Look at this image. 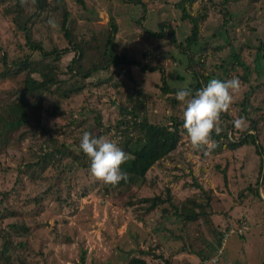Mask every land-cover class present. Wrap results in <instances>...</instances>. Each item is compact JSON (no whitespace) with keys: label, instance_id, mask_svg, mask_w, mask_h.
<instances>
[{"label":"rangeland","instance_id":"obj_1","mask_svg":"<svg viewBox=\"0 0 264 264\" xmlns=\"http://www.w3.org/2000/svg\"><path fill=\"white\" fill-rule=\"evenodd\" d=\"M84 1V8L79 9L73 0H67L68 11L73 15L70 25L85 32L86 19H90L94 25L105 26L109 15L114 16L118 29L121 30L116 39L119 50L137 58L143 65L158 64L171 87H187L190 74L183 71L185 57L170 45L168 38L147 36L134 24L141 11L139 4H123L118 0ZM140 1L146 4V16L141 23L146 29L156 31L157 23L164 21L173 27L178 40L182 41L188 34L189 24L179 19L180 12L174 7L176 0ZM202 1L204 0L194 1L191 8L202 6ZM218 1L212 0V5L207 9V17L198 39L199 44L206 42L209 48L208 54L203 57L202 70L209 75V80H227L234 76L240 79V93L236 95L228 111L229 122L233 123L237 119V107L240 108L239 102L247 94L250 104L258 107L259 112L251 113L252 116L247 111L246 114L243 110L241 112L248 117H245L247 126L250 125V119L256 121V132H248L257 135V143L263 153L261 151L259 156L253 146L247 145L235 151L214 154L202 152L206 158L199 159L198 152L189 150L190 144L185 140L184 154L187 157L184 160L189 164L185 162L188 167L181 164L183 173L179 170L180 167L172 168L169 163L151 167L146 171V176L154 179V185L145 184L135 195L148 197L159 194L164 197L165 185L168 180L173 179L172 173H175L178 179L170 188L171 196L173 202L180 203L186 195L191 197L196 193L194 188L186 186L189 177L186 176L187 169H190L197 181L205 182L206 187L211 189L212 196L204 207L209 222L218 223L220 230H224L226 226L233 229V232L224 236L218 260L207 264H264V225L262 222H254L255 215L258 218L264 210L257 200H251L252 204L249 205L247 198L237 195L244 191L246 184H254L260 157L264 161V57L262 52L256 51L259 46L264 49V0H227L226 7L231 17L227 22H223L224 17L218 12ZM13 31L10 18L1 14L0 7V56L7 55L8 61L19 59L24 52L17 49L19 35ZM42 36L46 44L44 36L59 47L65 45L59 29H52L50 37L45 32H42ZM192 50L195 58L201 55L197 53V46ZM142 51H151L150 56L146 59L141 57ZM230 53L236 55L240 64L249 67L247 81L241 79L243 69L234 62ZM99 55V51H96L95 54L86 56L81 61L82 70L87 69L92 62H97ZM67 59L64 57L62 63ZM258 68L263 69L262 75L257 74ZM115 73V70L97 71L85 83L78 77L74 78L67 85L73 88L84 84L83 88L61 100L60 115L43 117L44 125L54 129L52 136H46L49 137L47 141L54 138L62 142L70 152L69 158H63L60 163L56 162L54 167L51 166L42 173L45 177L43 180L32 182L18 173L21 159H30L33 152L38 150L44 138L40 135L44 128L42 125L27 123L12 130L7 135V143L0 147V214L6 210L14 211L13 216L0 220V227L10 222L28 227V233L22 232L21 240H27L25 251L30 264H126L131 256L144 257L150 262L153 258L149 254L142 255L138 251L150 248L159 252L160 248L155 249L154 246L168 237L165 229L179 225L172 217L167 218L168 222H158L159 208L167 207L165 202L157 205L154 210L145 212L139 203L126 206L128 189L122 193L105 192L101 186L103 183L94 180L90 173L89 158L81 156L79 152V143L86 131L93 136H104L117 145L121 143L118 132L123 125H116L119 119L118 106L124 105L126 99L133 101L136 94L138 99L143 100V113L151 121H160L161 113L169 115L174 112L179 114L180 110L183 112L182 103L168 106L165 102V97L172 95L160 92L157 71H140L131 66L128 70H122L119 76ZM22 77L21 74L0 82V96H3L6 89L19 85ZM115 81L120 83L118 88L112 86ZM132 89L135 90L134 93H131ZM26 96L41 98L43 105L50 101L39 94V91ZM259 114L262 119L258 117ZM97 115L99 118L96 123ZM224 122H221V127ZM239 132L237 130L236 134ZM227 136L232 137L231 129L227 130ZM62 167L64 170L60 173ZM69 167H72L71 170H66ZM223 167H226L225 178L217 170ZM47 186L50 192L44 194ZM130 190L133 191L132 188ZM260 190L258 186L259 195L264 200V185L263 190ZM35 197L40 199L38 203L33 201ZM236 225H240L238 228H247L238 232ZM228 229L224 231L227 232ZM176 246L178 247V243L175 241L172 249ZM81 252H84L82 263L79 261Z\"/></svg>","mask_w":264,"mask_h":264},{"label":"trees","instance_id":"obj_2","mask_svg":"<svg viewBox=\"0 0 264 264\" xmlns=\"http://www.w3.org/2000/svg\"><path fill=\"white\" fill-rule=\"evenodd\" d=\"M194 1L197 0H176L174 2V7L180 12L179 19L189 24L188 34L180 41L170 23L158 22L156 31L142 26L141 23L146 16V4L144 2L140 0H118L119 3L123 4H139L141 11L137 19L134 20V24L147 36L168 38L170 45L185 57L183 71L190 74V83L186 88L191 89L193 94L195 91L205 87L210 81L209 75L202 70L203 57L208 54L209 48L206 42L199 44L198 39L202 24L207 17V9L212 5V0H209L208 3L207 0H204L202 1V6H196L192 9ZM73 2L79 9L84 8V0H73ZM226 3L227 0L218 1V12H221L222 17H224L223 22L231 20ZM0 7L1 14L5 18H10L12 28L19 35V41L16 43L17 49L24 51L21 57L15 60L8 61L5 54L0 56V82L23 75L19 85L6 89L2 94L3 96H0V147L7 143V135L20 126H24L27 123H36L44 127L40 134L44 138L38 150L33 152L30 159L23 157L19 163L20 169L18 173L25 175V178L29 181L38 182L43 180L45 177L42 173L45 170L51 166L54 167L56 162L60 163L63 158H69L70 156L68 148L62 142H58L54 138L47 141L49 137L46 136H52L54 129L44 125L43 117L60 115L62 113L60 108L61 100L71 97L76 91H80L83 88L84 84L73 88L67 85L74 78L78 77L84 80L85 83L92 73L97 71L111 72V70H115L116 76H119L122 70H128L131 66L137 67L140 71H157L159 73L160 84L158 88L160 92L164 95H172L166 96L165 102H167L168 106L181 104L175 98L177 91L180 89L171 87L167 83L165 74L158 64L152 66L143 65L137 58L118 49L116 39H118L117 35L121 30L118 29L114 16L109 15L105 26L94 25L90 22V19H86L87 30L83 32L78 31L69 24L73 15L71 16L68 11L67 0H36L35 5L31 6L33 9L31 11L21 6L20 0H0ZM49 18H55L59 24L58 29L65 41V45L62 47H59L57 43L51 42L47 36H44L47 41V44L45 43L42 32L49 36L53 29L47 23ZM194 46L198 47L197 53L201 54L197 58H195L192 50ZM96 51L100 53L98 61L92 62L83 71L81 61L86 56L95 54ZM256 51L262 52L264 57L262 46L257 47ZM150 53L151 51H142L140 55L146 59L150 56ZM230 56L243 69V75L240 76L241 79L247 81L249 67L243 63L240 64L233 53H230ZM64 57L68 59L62 63ZM256 72L258 75H262L263 69L258 68ZM131 80L133 83L135 82L134 79ZM112 86L118 88L120 83L115 81ZM130 87L135 89L132 85ZM35 91H39V94H42L43 97L46 96L50 101L43 105L41 98H27L26 94ZM262 91L264 92V83ZM17 92L19 95H17ZM134 92L135 90L132 89L131 93ZM20 93H23V95L21 96ZM125 102L124 105L118 106L119 119L116 121V125H123V128L118 132L121 135V143L118 146L130 157L121 166V170L128 173L129 179L127 182L121 181L116 187L104 184L101 186L107 193H122L128 189L129 197L127 198L126 206L129 207L139 203L143 206L141 208L145 212H150L157 208V205L165 202L167 207H158L160 211L158 222H168L167 218L172 217L179 223L175 227L173 225L172 228L168 224L170 229H165L168 237L160 240L154 246L155 249L160 248L159 252L156 253L150 248H147V251H138L142 255L149 254L153 261L147 262L144 257L131 256L126 264H207L211 261L216 262L218 260L217 257L221 253L223 231L228 229V227L226 226L223 228L224 230H220L218 223H213V225L207 219V212L204 207L209 203L212 196L211 189L206 187L205 182L197 181L196 176L193 175L190 169H187L186 176L189 177L186 186L194 188L196 193L191 197L186 195L180 203L173 202L171 196L170 188L178 179L175 173H172L173 179L168 180L165 185L164 197L159 194L148 197L135 195L136 191L145 184L148 186L154 185L152 184L154 179H149L146 176V171L151 167L169 163L172 164V168L177 166L181 170L183 166L189 164L188 161L184 160L187 157L184 154L186 148H184L185 140L187 138L182 126L183 112L180 110L179 114L174 112L169 115L161 113L160 121H151L146 116V113H143L144 103L143 100L138 99L137 94L133 101L126 99ZM239 106L240 108L238 109L237 107L236 110L237 118L243 117L245 119L247 117L243 115L241 110L245 114V111H247L249 115L259 112L258 107L250 104L247 94L242 97ZM141 111L142 114L140 115ZM228 116V112L221 114V122L225 121L222 127L223 131L219 135H216L215 132L212 134V139L216 141L218 146L211 151V154L235 151L242 146L251 145L254 147L255 153L260 156L263 150L262 148L260 150L257 143V135L248 132L249 130L256 132V121L250 119V125L236 134L237 130L234 128V124L229 122ZM258 117L262 119L261 114ZM98 118L99 116L97 115L95 118L96 123ZM114 128L116 129L117 127ZM228 129H231V138L227 136ZM96 136L98 137L99 134ZM43 145L45 146L44 148ZM191 149L190 146L189 150ZM79 152H81V156H85L80 149ZM193 152H198L197 157L199 159L206 158L202 151L193 150ZM70 163H72V160ZM71 168H66V170H71ZM225 169L226 167L217 168L219 172H222L223 178H225ZM63 170L64 168L62 167L59 172L61 173ZM199 170L202 172L201 168ZM263 185L264 161L260 157L254 184H246L244 191L238 192L237 195L240 198H247L249 205L252 204L251 200H257L264 210V200L258 192V186L263 190ZM131 188L133 191L130 190ZM49 192L50 188L47 186L43 193L47 194ZM56 199H58V195ZM33 201L38 203L40 199L35 197ZM262 212V214L258 215V218L255 215L254 222L256 224L262 222L261 224L264 225V211ZM13 214V210H6L0 214V220L7 216H13ZM238 226L236 225L235 228L237 229ZM22 232L28 233V227L15 222H10L5 224L4 227H0V264H30L25 251L27 249V240L26 238L21 240ZM175 241L178 243V247L176 246L175 249H172ZM83 260L84 252H81L79 255L80 263Z\"/></svg>","mask_w":264,"mask_h":264},{"label":"clouds","instance_id":"obj_3","mask_svg":"<svg viewBox=\"0 0 264 264\" xmlns=\"http://www.w3.org/2000/svg\"><path fill=\"white\" fill-rule=\"evenodd\" d=\"M36 0H20L21 6L26 10H33ZM48 25L58 29L59 24L55 18H49ZM241 90V81L238 77L227 80L211 79L207 85L193 94L191 89L181 88L175 98L183 106V130L191 148L194 151L211 152L218 145L212 139L215 132L219 135L221 127V114L227 113L234 103V99ZM237 130L243 131L247 122L243 117L233 121ZM79 149L90 160V173L94 180L106 186L116 187L121 181L127 182L129 175L121 170V166L129 160V155L117 143L104 136H93L84 132L79 143Z\"/></svg>","mask_w":264,"mask_h":264},{"label":"built area","instance_id":"obj_4","mask_svg":"<svg viewBox=\"0 0 264 264\" xmlns=\"http://www.w3.org/2000/svg\"><path fill=\"white\" fill-rule=\"evenodd\" d=\"M242 229H244V228L241 226L240 228L237 229V231H238V232H241ZM229 232H233V229H232V228H229V229L227 230V232H226V231L223 232L222 244H223V241H224V236H226ZM220 249H221V248H220Z\"/></svg>","mask_w":264,"mask_h":264},{"label":"crops","instance_id":"obj_5","mask_svg":"<svg viewBox=\"0 0 264 264\" xmlns=\"http://www.w3.org/2000/svg\"><path fill=\"white\" fill-rule=\"evenodd\" d=\"M264 196V195H263Z\"/></svg>","mask_w":264,"mask_h":264}]
</instances>
